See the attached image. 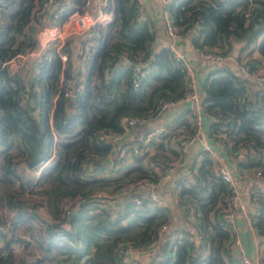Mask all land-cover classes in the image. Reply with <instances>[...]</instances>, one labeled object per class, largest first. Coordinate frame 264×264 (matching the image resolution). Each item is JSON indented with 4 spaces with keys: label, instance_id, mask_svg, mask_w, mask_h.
Segmentation results:
<instances>
[{
    "label": "trees",
    "instance_id": "trees-1",
    "mask_svg": "<svg viewBox=\"0 0 264 264\" xmlns=\"http://www.w3.org/2000/svg\"><path fill=\"white\" fill-rule=\"evenodd\" d=\"M40 1L7 0L0 5V62L34 44L33 19ZM73 3L82 8V0ZM108 8L113 21L98 27L90 39L85 71L75 58L64 64L59 55L25 64L13 74L0 70V264H52L72 258L71 264H135L122 261L120 245L145 250L156 242L150 264H243L228 254L236 236L225 217L231 190L215 174L205 148L195 183L180 180L174 203L170 199L172 212L178 210L185 222L180 229L170 224L159 234L167 215L163 207L148 202V190L123 193L118 202L111 200L110 210L101 208L105 198L97 196L99 191L113 194L143 178L159 184L178 159H187L188 165L178 139L197 130L195 110L189 108L151 149L139 142L143 151H132L128 167L115 169L116 162H108L116 151L110 138L99 141L100 134L124 132L125 116L137 118V124L156 119L163 102H177L190 92L182 62L164 43L156 48L163 26L158 16L145 7L140 11L134 0H110ZM170 11L181 36L201 25V34H190L193 45L217 47L224 57L203 81V111L212 118L208 137L234 157L243 147L254 149L259 159L237 165L264 174V82L256 77L253 86L240 68L225 61L238 48L249 52V74L261 66L253 53L264 57V0H174ZM137 65L138 88L133 82ZM71 76L84 83L74 98L65 95L61 83ZM31 194L47 200L50 222L27 213ZM248 195L250 204L260 203L259 212L251 215L263 234L264 190L253 184ZM138 196L143 203H136ZM69 200L80 201L78 208L70 210ZM46 208L41 207L45 216ZM180 232L202 235L204 246L174 239Z\"/></svg>",
    "mask_w": 264,
    "mask_h": 264
},
{
    "label": "built area",
    "instance_id": "built-area-1",
    "mask_svg": "<svg viewBox=\"0 0 264 264\" xmlns=\"http://www.w3.org/2000/svg\"><path fill=\"white\" fill-rule=\"evenodd\" d=\"M109 1L110 0H82V8L76 7V5L73 3V0H41L40 2H37L35 17L33 19L34 24L37 26L34 44L28 47L25 51L18 53L9 59L1 61L0 70H5L6 72L13 74L19 71L25 64L36 63L41 61L44 57L57 55L61 57L64 64L72 61L73 58H75L76 66L78 63L81 68H85L90 49V39L94 37L98 27L106 26L113 21V14L108 8ZM134 1L138 4L140 11H142L145 0ZM173 1L174 0H161L163 11L160 14L163 21L165 35L167 36L166 41L164 42V46L168 48V50L176 60L182 62L187 70V77L190 81V92L182 100L190 99L193 101L196 114L195 119L197 122V130L195 135L181 136L178 139L177 145L181 150V155L183 156L188 153L189 146L195 143L201 135H204V129L201 123L202 103L195 89L192 67L190 65L186 52L178 47L179 39L184 36H181L179 34L178 28L173 21V17L170 11V7ZM5 4H7V0H0L1 6ZM142 18L143 15H141L139 19L141 20ZM202 28L203 27L201 25H197L195 28H191L185 36H188L190 34L199 35L201 34ZM195 51L198 56L206 61L217 63L224 60V57L217 47H195ZM258 58H260L261 66L259 67L260 72L257 75V79L264 82V57H260L258 55ZM124 61L126 62L127 60L125 59ZM140 68L141 66L137 65L133 72V82L136 88L140 86ZM241 70L244 73H249L251 70V65L245 60L241 65ZM75 71H77V68H75ZM61 83L64 93L68 97H72L73 95L76 96V93L84 88V83L82 81L77 82L72 76L68 79H65V81L61 80ZM179 101L163 102L161 104V112L176 105ZM122 121L124 126L128 128L135 126L139 122L137 118L127 116L123 117ZM169 129L170 126L156 127L150 129L138 139L130 142L126 148L122 149L115 156V158H110L111 163L116 162L114 168L118 169L128 167L134 158L132 151H134L135 153H141L143 151L142 149L138 148L139 142L142 146L145 147V149L149 150L152 148L151 144L154 141L159 140L162 135H167L170 132ZM111 135L112 134L109 132L108 134L102 133L100 134L98 139L99 141H104L107 140V138H110ZM127 150H129L130 152L128 156L125 157ZM206 150L210 152L211 158L214 161L215 174L219 176L227 184L229 190H231V197L228 202L229 208L225 213V217L227 221L231 222L232 228L236 231V236L228 245V254L236 256L242 261L243 264H264V233L262 234L257 230L255 224L252 221L251 215L254 212H259L260 203L258 201H254L253 203H251V209L249 210L246 208L244 211L246 219H248L249 224L254 227L257 236L255 256H251L248 253L243 245L241 237L237 233V229L234 226L235 211L242 205L244 194L248 195L253 191V185L245 184L244 186L240 187L238 178L234 176L232 170L228 165L221 163L220 156L208 145L206 147ZM232 157L237 158L241 161L247 160L248 158L257 160L260 158V155L254 149H247L243 147L235 157ZM174 168L175 164L173 165V167L166 170L163 175V179L169 178ZM197 168L198 163L188 167L187 174L182 179V181L186 182L187 184L195 183V174L197 172ZM112 171L113 170H110L107 173L112 174ZM39 173H41V171H39L36 176ZM253 173L257 179H264V174L261 169H257ZM157 185L158 184H155L153 182H150L148 179L143 178L129 184L127 187H122L121 191H118L116 193L123 194L131 190L150 191L149 196H147L148 202L153 205H160L161 207H163L167 215V221L162 224L159 232V234L163 236L172 222L173 212L171 209V205L166 197H164L160 191L156 190ZM257 186L260 191L264 190L262 186ZM113 194H107L103 191H99L97 193V196L99 198H105L100 202L101 208H103L104 210L111 209L112 199L110 198V196ZM143 201V198H141L140 196L136 197L137 204H141L143 203ZM79 204L80 201L77 200H69L67 203L70 210H75L76 208H78ZM41 210L42 209L35 211L34 214L35 216L44 219L47 216H44V214H41L42 216H40L39 214ZM175 238L180 240L187 239L189 242L195 241L202 246H204L205 242L202 235H195L194 233L188 232H180ZM202 249L205 252H208L207 247H203ZM141 251L143 250L135 249L131 244L126 243L121 244L119 248V253L122 256V261L125 263H133V255L138 254ZM78 264H86V261L80 260Z\"/></svg>",
    "mask_w": 264,
    "mask_h": 264
},
{
    "label": "crops",
    "instance_id": "crops-1",
    "mask_svg": "<svg viewBox=\"0 0 264 264\" xmlns=\"http://www.w3.org/2000/svg\"><path fill=\"white\" fill-rule=\"evenodd\" d=\"M144 7L146 10L151 13L155 14L158 20V23H162L163 21L161 19V12L163 11L162 9V3L161 0H145L144 1ZM163 28V26H162ZM162 30L164 32H162ZM159 30V38L156 44V48H159L157 45H161L166 41L167 36L165 35V30L164 28ZM164 46V44H163ZM178 47L183 49L189 59L190 65L192 67V73H193V78H194V83H195V89L197 94L199 95L200 101L202 103V116H201V123L204 129V135H201L199 139L196 140L195 143L191 144L188 148V153L185 155V157H188L190 162L188 165L185 166L187 159L182 160L178 159L177 161L174 162L175 168L173 172L171 173V176L167 179H163L156 187L157 191H160L164 197L171 203L170 199L173 200L175 199V188L177 182L182 180L185 175L187 174V168L190 167L191 165H194L196 163L199 164L200 160L203 158V153H201L202 149H206L207 145L214 150L221 158V163L226 164L230 167L232 170L234 176L238 178V183L239 186L242 187L245 184L246 185H253L257 184L259 186H262L264 188V179H257L254 176V173L251 175L247 171L246 168H241L239 167L241 160L237 158H233L230 156L222 143L219 141H212L210 137H208L207 134V129L209 127V123H211L212 118L208 117L204 114L203 111V102L202 100L205 98V93L203 89V81L206 75L208 74L209 71H211L215 66V62H210L206 61L200 56L195 51V47L193 43L191 42V37L190 35L181 37L178 41ZM258 53L254 51L253 57L256 59L258 57ZM242 58L243 61H242ZM246 58L245 52L238 48H234L231 54L228 55V57L225 58V61L231 65L235 69H241V65L244 62ZM77 62V60H76ZM259 63L257 62V67ZM77 66L80 67V65L77 63ZM86 66V64H85ZM84 68V67H83ZM82 70L85 71V68ZM242 71V70H241ZM243 72V71H242ZM260 72V68L256 71H253L252 73H244L245 76H248L250 78V81H253V86H256L257 84L254 83L257 75ZM193 108L194 109V103L190 99H184L179 101L176 105L164 110L156 119L150 120V121H145L142 122L141 124H137L135 126H132L130 128L125 127L124 132L121 134H112L110 139L113 141L114 144V149L116 151V155L120 152V150L125 146V148L128 146V144L139 137H141L144 133L149 131L150 129L160 127V126H170L176 119V117L181 114L183 111ZM135 127V128H134ZM120 144H126L122 147H119ZM124 149V148H123ZM210 154V152H209ZM211 156V155H210ZM239 164V165H237ZM123 197L122 194L116 193L110 196V198L118 202L121 200ZM171 203L172 205H174ZM46 206L49 209V206L47 205V200L43 198L40 195L34 194L32 196V201L31 204L27 207L26 211L28 214L32 215L30 212V209H36L39 210L42 206ZM251 209V204L249 202V198L247 194H244L243 196V201L242 205L235 211V222L234 226L237 229V233L242 239L243 245L248 251V253L251 256H255L256 252V243H257V236L256 232L254 230V227L249 224V220L246 219L244 215L245 209ZM50 215V216H49ZM35 216V215H32ZM49 216V217H48ZM37 217V216H35ZM39 218V217H37ZM43 222H49L52 220V214H48L46 218L41 219ZM171 224L173 225V228H181L185 222L183 221L182 215L178 210H175L173 213V219ZM171 225V226H172ZM179 231V230H178ZM177 235V234H176ZM175 235V236H176ZM174 236V238H175ZM158 244V242L154 243L152 246H150L148 249H145L141 251L138 254L133 255L132 257V262L135 264H150L151 261V254L150 252L153 250V248ZM73 261V258L70 259L68 262L62 261L63 264H71ZM58 262H52V264H62ZM76 264V262L74 263Z\"/></svg>",
    "mask_w": 264,
    "mask_h": 264
},
{
    "label": "rangeland",
    "instance_id": "rangeland-1",
    "mask_svg": "<svg viewBox=\"0 0 264 264\" xmlns=\"http://www.w3.org/2000/svg\"><path fill=\"white\" fill-rule=\"evenodd\" d=\"M162 29H163V28H161V30H162ZM162 32H164V31L162 30ZM236 45H237V43H235V46H236ZM233 50H234V48H233L228 54H231ZM248 53H249V52H245V54L249 56ZM243 59H244V58H242V61H243ZM245 60H247V58H245ZM245 60H244V61H245ZM134 128H135V127H134ZM247 171H248L249 174L251 175V171H252V169L247 168ZM38 172H39V171H38ZM31 195L33 196L34 194H31ZM32 196H30V201H32ZM42 207H46V206L44 205V206H42ZM40 209H41V208H40ZM40 209H39V210H40ZM42 210H44V209H42ZM42 210H41V212H40V214H39L40 216H42L41 214H43V211H42ZM46 210L49 211L48 208H46ZM35 211H36V209H34V208H33V209H30V212H31V213H35ZM37 211H38V210H37ZM36 213H37V212H36ZM49 214H51L50 211H49ZM44 216H45V215H44ZM44 216H43V217H44ZM49 216H50V215H49ZM49 216H48V217H49Z\"/></svg>",
    "mask_w": 264,
    "mask_h": 264
},
{
    "label": "water",
    "instance_id": "water-1",
    "mask_svg": "<svg viewBox=\"0 0 264 264\" xmlns=\"http://www.w3.org/2000/svg\"><path fill=\"white\" fill-rule=\"evenodd\" d=\"M74 97H75V96L73 95V96H72V98H74ZM36 115H38V113H37V112H36ZM108 162H110V163H111V159H109V160H108ZM66 227H67V228H70V224H69V223H67V224H66ZM78 263H79V261H76V264H78Z\"/></svg>",
    "mask_w": 264,
    "mask_h": 264
},
{
    "label": "clouds",
    "instance_id": "clouds-1",
    "mask_svg": "<svg viewBox=\"0 0 264 264\" xmlns=\"http://www.w3.org/2000/svg\"><path fill=\"white\" fill-rule=\"evenodd\" d=\"M110 159V158H109Z\"/></svg>",
    "mask_w": 264,
    "mask_h": 264
}]
</instances>
